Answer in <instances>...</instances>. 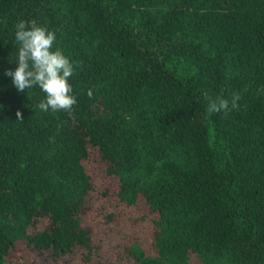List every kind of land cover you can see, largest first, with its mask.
<instances>
[{
	"label": "trees",
	"instance_id": "trees-1",
	"mask_svg": "<svg viewBox=\"0 0 264 264\" xmlns=\"http://www.w3.org/2000/svg\"><path fill=\"white\" fill-rule=\"evenodd\" d=\"M20 21L75 122L5 75ZM0 264H264V0H0Z\"/></svg>",
	"mask_w": 264,
	"mask_h": 264
},
{
	"label": "clouds",
	"instance_id": "clouds-1",
	"mask_svg": "<svg viewBox=\"0 0 264 264\" xmlns=\"http://www.w3.org/2000/svg\"><path fill=\"white\" fill-rule=\"evenodd\" d=\"M15 38L19 43L18 67L12 71L7 70L5 75L12 78L15 88L19 92L38 86L46 99L38 107L47 112L64 111L75 122L74 105L77 99L72 95L73 89L69 83L74 74V64L64 51L57 47L53 50L56 35L46 27L38 26L35 21H20L16 25ZM78 66V65H76ZM88 96L92 97L89 90ZM240 96L234 93L231 99L224 97H208L207 113H220L238 107ZM18 119L23 120L22 114L16 113Z\"/></svg>",
	"mask_w": 264,
	"mask_h": 264
}]
</instances>
